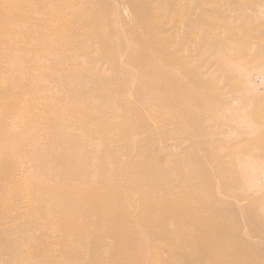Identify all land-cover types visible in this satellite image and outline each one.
<instances>
[{"label":"rangeland","instance_id":"rangeland-1","mask_svg":"<svg viewBox=\"0 0 264 264\" xmlns=\"http://www.w3.org/2000/svg\"><path fill=\"white\" fill-rule=\"evenodd\" d=\"M140 6L162 23L149 24L148 32L160 37L168 58L179 60L200 86L195 92L176 90L180 101L192 97L198 121L186 122L180 116L184 108L161 104L150 91L143 98L133 96L130 85H136L138 70L128 49L133 48L131 32L138 30L132 8ZM181 17L198 29L189 32ZM199 27L207 31L200 39ZM101 28L109 29L110 43L120 48L116 65L111 64L116 48L103 47ZM110 29L115 36L110 37ZM124 83L128 108L120 100ZM59 106L83 111L69 116L75 128L95 132L101 122H112L110 147L130 178L112 192L115 197L123 189L130 194L123 205L103 206L110 196L100 200L99 235L106 230L107 213H116L112 224L124 234L122 213L128 210L127 222L149 236L147 258L139 264H160L156 258L167 256L170 246L161 239L163 231L147 233L140 220L139 176L134 171L133 180L129 174L156 159L175 172H158L159 192L176 193L195 208L200 196L212 201L198 188L201 180L209 182L215 200L223 203V221L239 230L247 249L260 251L258 264H264V0H0V264H42L39 253L46 239L29 219L21 170L32 165L33 138L48 136L61 114ZM106 109L117 114L106 116ZM135 114L143 124L132 121ZM20 116H25L23 122ZM95 136L105 159L103 136ZM4 160L11 162L6 170ZM99 242L100 264H134L106 252L114 248L111 237ZM57 247L49 249L50 262L63 261Z\"/></svg>","mask_w":264,"mask_h":264},{"label":"bare ground","instance_id":"bare-ground-1","mask_svg":"<svg viewBox=\"0 0 264 264\" xmlns=\"http://www.w3.org/2000/svg\"><path fill=\"white\" fill-rule=\"evenodd\" d=\"M131 13L138 28V30L131 32L133 48L128 49L129 60L133 65L137 66L138 70L136 85H130L133 96L135 98H143L144 93L149 91L157 95L162 94L160 98L156 97L157 95L155 94L153 96L152 93L151 96L161 104L171 102L179 109L184 108L186 113H181L180 116L186 119V122L198 121L201 116L199 111L195 114L192 112V97L191 99H185L187 101H180L176 98V90L181 89V91L189 93L195 92L200 86L196 81L190 79V76L187 75V69L183 68L179 60L173 63L172 59L168 58L169 52L163 50L160 37L153 36L148 32V30L150 31L149 24L156 27L162 23L156 20V15L147 13L145 8L141 6L138 8L133 7ZM181 18L184 19L183 17ZM185 21L183 25L189 32H193L196 24H192L188 20ZM197 27L196 29H198ZM201 28L199 27V31L202 30ZM108 30L101 28L98 36L104 42L103 47L110 46L109 49L112 51L116 46L112 44V41L110 43ZM179 30L181 32L182 29L180 28ZM204 32L203 27L201 34L196 32L198 35L196 38L199 37L200 39L207 31ZM115 33L116 31L110 29V37L111 35L115 36ZM195 41L197 42V40ZM119 53V47L112 51L111 55H113L114 59L111 64L116 65L115 59ZM114 69L116 70V68ZM179 80L181 83H177ZM124 84L127 87L121 84V86L125 87L121 89L124 96L120 100H122L121 104L128 108V104L125 102L127 101L125 93L129 88L127 83ZM114 101L115 99L111 100V102ZM84 105L86 106V104ZM114 105L118 106V104ZM98 108L100 109V107ZM124 111L127 115L130 113L127 110ZM59 112L61 114L55 117L54 125L47 133L48 136L44 138L36 136L33 138L29 155L30 159H32V165L28 166L27 169L22 168L21 170V177L23 178L21 196L27 203L28 214L32 216L29 219L32 218L35 221L46 239L45 249L39 253L42 264H100V237H111L115 244L114 248L106 249L107 253L112 251L122 260L130 263H143L141 261L147 258L145 249L150 242L149 236L141 233L127 222L126 217L129 218L127 215L128 210L122 213L126 222L123 227L124 234L120 232L121 229L116 226L117 224H112L116 213H107V218L104 222L106 230L103 234H98L100 200L104 196H110L108 202L103 206L117 208L118 205H123L124 200L130 195L124 189L119 191L116 197L112 195V192L123 186V180L125 183L130 181V178L124 175L127 172H121L122 166L119 163L118 153L110 147L111 141L108 138V134L110 133L112 122L103 121L100 125L98 124V131H95L96 134L89 131V129L75 128L72 120L69 119V116H75L78 113L82 114L83 111L81 109L79 112L71 113L67 108L62 110L61 107ZM103 112L106 116L117 114L115 109H106ZM22 116H20V119L23 122L25 116ZM141 120L142 118L137 117L136 114L132 119V121L140 125L143 124ZM95 135L97 137L103 136L105 159L100 156L99 146L102 144L98 146L100 141L98 142ZM8 162L11 164L9 160L2 162V170L7 169ZM54 171L53 175L50 174ZM134 171L139 176L137 187L141 192H138V194L142 196L143 204L140 220L147 233H151L155 229L157 231L162 230L161 236L163 235L164 237L161 239L166 240L170 246L167 250V256L156 258V260H160V264H258L260 251H252L250 245L249 248L251 250L247 249L245 241L242 242L241 240L239 230H233L230 228L231 225H226L223 221L220 216L223 203L215 200L214 187L211 189L212 185L209 182L208 184L201 180L205 187L201 184L198 188L200 191H206V194L212 195V201L208 203L200 196L194 208L187 200L182 201L183 199L176 193L158 191L155 182L158 172H163L164 175L168 173L170 175V173L174 172H170L171 170L165 167H160L158 160L152 159L137 170H130L129 174L133 180L135 178ZM251 234L254 233L252 232ZM251 236L255 237V235ZM55 245L58 246V251L59 249L61 250L63 261H49V249H52V247L56 249ZM152 256L155 258L158 254L154 253ZM29 259L31 258L29 257ZM250 260L253 262H250Z\"/></svg>","mask_w":264,"mask_h":264}]
</instances>
